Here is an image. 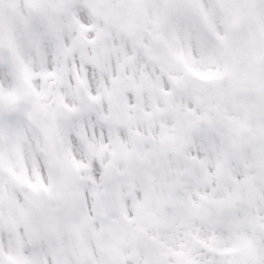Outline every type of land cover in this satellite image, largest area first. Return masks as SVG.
Wrapping results in <instances>:
<instances>
[{
	"label": "snow or ice",
	"instance_id": "1",
	"mask_svg": "<svg viewBox=\"0 0 264 264\" xmlns=\"http://www.w3.org/2000/svg\"><path fill=\"white\" fill-rule=\"evenodd\" d=\"M0 264H264V0H0Z\"/></svg>",
	"mask_w": 264,
	"mask_h": 264
}]
</instances>
